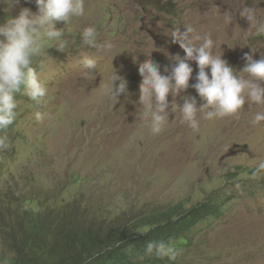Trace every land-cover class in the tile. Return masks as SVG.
<instances>
[{
	"label": "rangeland",
	"instance_id": "1",
	"mask_svg": "<svg viewBox=\"0 0 264 264\" xmlns=\"http://www.w3.org/2000/svg\"><path fill=\"white\" fill-rule=\"evenodd\" d=\"M6 3L0 0V22L22 7L36 11L34 0L11 8ZM252 3L264 21V0H85L82 17L58 22L67 47L58 51L46 42V54L33 61L47 95L33 102L21 86L14 96L17 119L0 131L8 142L0 149V223L11 225L16 212L68 214L101 235H119L170 206L189 209L214 199L222 202V214L195 228L177 264H264V170L255 171L264 161V122L252 123L264 106L246 103L238 114L212 120L198 113L196 130L173 107L163 131L153 135L138 103L139 64L151 58L170 75L175 57L185 55L166 35L175 26L183 32L191 24L194 35L210 36L213 51L221 48L237 72L245 53L264 56V33L239 16ZM93 24L97 43H110V50L83 43L82 28ZM84 54L97 61L91 74L80 63ZM188 63L189 87L175 102L194 96L199 107L191 87L198 68ZM112 68L127 81V94L117 101L103 87ZM37 112L45 118L37 120ZM4 233L0 229V264L14 257Z\"/></svg>",
	"mask_w": 264,
	"mask_h": 264
},
{
	"label": "clouds",
	"instance_id": "2",
	"mask_svg": "<svg viewBox=\"0 0 264 264\" xmlns=\"http://www.w3.org/2000/svg\"><path fill=\"white\" fill-rule=\"evenodd\" d=\"M34 3L35 12L22 7L16 15H10L0 22V131L7 129L17 119L18 102L14 96L21 91V86L23 95L33 102H39L47 95V88L33 61L37 56L46 54V42H54L53 46L58 51H64L68 41L63 38L64 28H57V23L67 24L73 18L82 17L85 12V0H34ZM6 4L9 8L15 7L20 0H7ZM224 15L229 23L233 20L231 12ZM239 16L246 18L257 32L264 33V21L259 19L256 4L243 6ZM195 32L191 24L184 25L183 32L177 26L167 30L166 35L185 54L183 58L175 57L176 64L170 75H162L160 65L151 58L138 66L141 77L138 101L142 109L140 118L150 127L153 135L163 131L169 118L166 110L173 107L181 114L182 122L196 130L199 127L198 113L202 112L204 118L212 120L236 115L246 103L264 106V56L254 59L253 51L245 53L242 57L244 66L237 72L222 58L221 48L218 53L213 51L215 42L210 36L201 37L194 35ZM80 36L85 45L98 51H107L112 47L107 42L97 43L98 30L94 24L84 26ZM188 61H195L198 68L191 87L202 101L199 107L194 96L182 97V104L175 102V97L189 87L193 68ZM80 63L89 70L87 74L97 67V61L87 54L81 57ZM103 87L105 94L116 101L121 94H127L126 79L117 75L114 69ZM170 95L174 98L171 104L168 101ZM35 116L37 120L45 118L41 112L35 113ZM261 122H264V111L256 112L252 119L254 125ZM7 146V137L0 136V149ZM262 170L264 161L255 169L256 172ZM173 252V248L162 241L149 242L146 246L147 254L160 258L172 256Z\"/></svg>",
	"mask_w": 264,
	"mask_h": 264
},
{
	"label": "trees",
	"instance_id": "3",
	"mask_svg": "<svg viewBox=\"0 0 264 264\" xmlns=\"http://www.w3.org/2000/svg\"><path fill=\"white\" fill-rule=\"evenodd\" d=\"M221 214L219 200L206 199L189 209L176 204L142 217L130 231L109 236L82 227L68 214L41 217L25 211L20 216L14 213L11 225L0 223V229L14 253L6 264H177L178 252L190 244L195 228ZM161 241L173 248L172 256L146 253L149 242Z\"/></svg>",
	"mask_w": 264,
	"mask_h": 264
}]
</instances>
